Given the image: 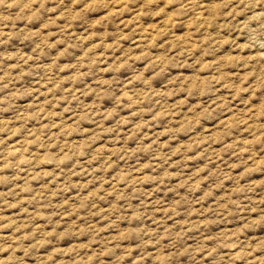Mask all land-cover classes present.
<instances>
[{
    "label": "rangeland",
    "instance_id": "1",
    "mask_svg": "<svg viewBox=\"0 0 264 264\" xmlns=\"http://www.w3.org/2000/svg\"><path fill=\"white\" fill-rule=\"evenodd\" d=\"M0 264H264V0H0Z\"/></svg>",
    "mask_w": 264,
    "mask_h": 264
}]
</instances>
